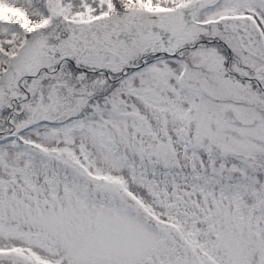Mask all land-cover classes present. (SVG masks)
I'll list each match as a JSON object with an SVG mask.
<instances>
[{
    "label": "snow or ice",
    "instance_id": "6c2138e0",
    "mask_svg": "<svg viewBox=\"0 0 264 264\" xmlns=\"http://www.w3.org/2000/svg\"><path fill=\"white\" fill-rule=\"evenodd\" d=\"M0 264H264V0H0Z\"/></svg>",
    "mask_w": 264,
    "mask_h": 264
}]
</instances>
